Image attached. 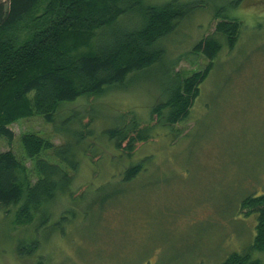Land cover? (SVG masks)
<instances>
[{"label":"rangeland","instance_id":"rangeland-1","mask_svg":"<svg viewBox=\"0 0 264 264\" xmlns=\"http://www.w3.org/2000/svg\"><path fill=\"white\" fill-rule=\"evenodd\" d=\"M182 1L193 3L194 11L162 41L167 57L160 69L144 72L125 89L68 103L57 117L56 130L75 135L80 128L71 121L84 111L80 119L91 120L95 133L135 115L153 128L131 157L134 163L147 157L144 171L130 186H118L109 177L121 171L119 151L99 137L97 153H79L78 169L68 171L78 187L74 198L59 199L20 226L13 222L15 207H0V264H218L253 238L255 215L239 204L246 195L264 193V0H241L235 10L229 0ZM218 10H233L238 18L234 48L224 45L217 54L186 120L159 123L150 110L175 83L173 73L189 75L208 64L191 50L213 32ZM171 62L172 72L164 74ZM70 112L77 116L66 121ZM9 128L14 137L10 143L0 138V151L12 150L33 182L20 135L34 132L55 145L65 138L38 116ZM109 192L102 207L96 200Z\"/></svg>","mask_w":264,"mask_h":264},{"label":"trees","instance_id":"trees-1","mask_svg":"<svg viewBox=\"0 0 264 264\" xmlns=\"http://www.w3.org/2000/svg\"><path fill=\"white\" fill-rule=\"evenodd\" d=\"M227 2L235 10L241 0ZM194 7L182 0L0 3V138L10 143L14 133L9 125L30 116L53 124L65 138L55 145L34 132L20 135L22 151L32 161L36 174L33 182L12 150L0 151V207H15L14 224H28L33 214L53 209L59 199L74 198L73 190L78 187L74 174L68 171L78 169L79 153H97L99 137L100 142L106 139L119 151L115 164L121 171L109 177L118 186H130L144 171L147 157L138 163L131 157L138 143L152 138L153 128L140 123L135 115L95 133L91 120L85 123L80 119L85 111L77 120H72L77 114L70 112L66 121L77 122L80 128L75 135L56 130L61 121L57 117L68 103L111 89H125L144 72L160 69L167 57L162 41L177 31L179 22L188 19ZM233 10L213 13L219 20L213 32L201 37L191 50L193 55L208 60L205 69L189 75L174 72L175 83L159 93V102L150 110L159 123L168 126L185 121L217 54L224 45L229 50L234 48L240 25ZM173 63L163 70L164 74L172 72ZM111 196L109 192L96 202L103 207ZM240 209H246V215H255V235L241 251L230 252L218 264H264V193L246 195ZM50 217L48 212L45 219ZM22 248H17L19 255Z\"/></svg>","mask_w":264,"mask_h":264}]
</instances>
